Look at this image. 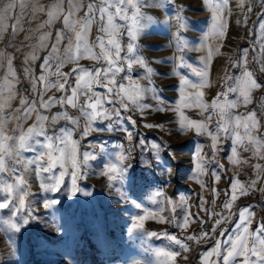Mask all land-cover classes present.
Segmentation results:
<instances>
[{
  "label": "rangeland",
  "instance_id": "rangeland-1",
  "mask_svg": "<svg viewBox=\"0 0 264 264\" xmlns=\"http://www.w3.org/2000/svg\"><path fill=\"white\" fill-rule=\"evenodd\" d=\"M74 2L80 7L72 19L81 21L88 4L98 7L102 0ZM10 4L14 7L8 8ZM217 4H223L217 13L224 25L222 35L212 32V9ZM56 5L61 11L50 17L49 12H54ZM136 10L139 31L133 43L152 74L139 79L147 73L136 64L130 75L140 87L151 89L140 101L148 107L141 110L129 105V110H125L115 97L113 103L105 101V108L120 112L119 120L115 115L112 120L97 119L93 130L82 137L86 120L78 107L66 103L41 107L42 100L60 101L71 95L79 74L74 69L106 66L103 60L97 63L87 57L65 63L60 68L68 78L65 89L44 90L41 76L53 85L57 79H64L50 74L56 72L54 60L47 71L44 61L63 56L69 39L75 44V33L64 23L69 0H0V83L7 81L12 85L11 96L7 89L0 95V103L4 104L0 121L4 122L6 134L18 136L21 129L26 131L36 122L37 112L49 117L45 122L49 135L72 129L69 120L51 122L53 115L67 113L79 121L73 132V139L78 141L77 160H82L84 152L95 155L87 168L81 169L84 174L77 180L75 195L71 193L70 175L59 190L44 191L40 186L43 177H37L35 165L29 168L24 187L30 195L25 198L24 207L17 213L16 200L0 209V264H205V257L206 264H224L222 255L230 247L226 241L234 237L241 222L239 213L245 208L252 213L249 232L264 238L259 233L264 227V147L257 154L255 145L245 140L233 157V137L221 133L214 154L208 133L197 134L187 126L182 130L180 115L206 123L209 131L215 133L219 117L214 110L209 107L202 113L198 107H181L178 112L176 107L181 102V77L190 84H199L201 78L192 69L204 70L205 86L185 87V98L192 100L202 93L200 99L209 106L216 99L222 104L225 94L229 100L239 99L240 105L230 111L234 115L255 112L259 127L252 135L264 145V0H138ZM110 11L115 13L116 8ZM132 11L128 9L129 16ZM114 23L125 25L119 16ZM100 24L97 12L88 30L89 45L97 36L107 40L99 30ZM61 35L63 39L57 45ZM117 39L124 49L123 56L129 42L127 32L122 29ZM93 52L99 54L100 48L94 47ZM180 58L187 67H176ZM123 67L117 86L128 84L124 78L127 65ZM244 70L261 85L251 90V102L246 105L238 93L229 91L232 78L242 76ZM177 71L180 75H176ZM93 89L101 95L106 93V88L93 85ZM22 99L26 101L24 105ZM84 99L80 96L78 103ZM29 105H35L36 111L24 120V110ZM209 115L212 118L207 120ZM43 142V137L33 136L29 141L33 151L22 152L23 160L36 159L44 151L37 145ZM121 154L126 157L121 165L125 175L120 182L112 181L110 187L101 173ZM16 167V175H20L24 170L20 165ZM59 171V166L53 170L56 174ZM0 179L13 182L9 173L0 174ZM233 182L243 185L246 194L240 188L234 192ZM6 195L0 192V201ZM45 202L54 203L45 208ZM29 211L33 218L17 231L13 225L21 223V217L27 218ZM217 243L223 245L222 255H209ZM165 252L174 255H158ZM242 260L237 257L235 264H242Z\"/></svg>",
  "mask_w": 264,
  "mask_h": 264
},
{
  "label": "snow or ice",
  "instance_id": "snow-or-ice-1",
  "mask_svg": "<svg viewBox=\"0 0 264 264\" xmlns=\"http://www.w3.org/2000/svg\"><path fill=\"white\" fill-rule=\"evenodd\" d=\"M14 7L13 4L8 5V8ZM80 5L76 4L74 0H69V11L64 16V23L67 28L75 33V44L73 45L72 39H69L68 48L65 49V54L63 56L56 55L48 60L44 61L45 70H49L50 64L54 60L56 62V72L51 73V75H56L57 77L63 76V82L57 79L56 83L53 85L47 82L46 76H41L39 79L45 81L44 90L46 91L50 87H57L58 89H65L68 78L66 74L60 72V68L63 67L65 63L72 62L76 63L82 57L91 58L99 63L101 60L104 61L105 65L99 68L87 69L79 68L74 69L78 71L76 76V86L71 89V95H67L61 98L60 101L50 99L48 101H41V107L44 109L50 108L53 104L61 103L70 105L73 108H79L81 116L86 120L84 130L82 132V137L87 136L90 131H92V124L97 119L100 120H112L113 115L119 120L120 112L115 110H109L104 107V102L113 103V98H116V102L120 106L129 110V105L134 106L135 109H143L148 107L140 103L146 92L151 91V89H146L140 87L138 81L134 79L130 73L133 70V65L140 64L146 70L147 76H142L139 79H146L152 74V69L147 67L144 60L138 55V50H136L133 41L137 38V33L139 31V13L136 10L138 8V0H102L100 5L97 7L95 4H88L87 12L85 17L81 21H74L72 17L75 12L79 10ZM115 7L116 12L110 11L111 8ZM223 4H217L215 8L212 9V32L222 33L224 28L220 17L217 13ZM133 9L131 16L128 15V9ZM250 10V9H249ZM61 11L59 5L54 6V12L50 11L49 16H53L55 13ZM99 13L100 19V32L104 33L108 38L105 40L104 36H97L96 41L89 45L87 35L89 26L95 21L96 13ZM116 16H119L121 20L125 21V25L114 23ZM106 18V24L104 23ZM179 19V18H178ZM131 21V23H128ZM78 25V30L77 26ZM124 29L129 37V42L126 46V54L121 56V52L124 50L117 39L121 30ZM261 30L264 31V24L261 25ZM45 37H41L44 40ZM63 36L57 37V45ZM100 48V53L96 54L93 52L94 47ZM180 45L178 44V47ZM57 51V46H53V52ZM211 58V53L209 54V59ZM181 62L176 65L179 67H187L183 64L182 58ZM127 65V75L124 77L128 84L125 85L120 83L117 86V77L124 71L123 65ZM192 71L200 76L201 82L199 84H190L189 81L181 77V102L177 104V111L179 112L181 107H198L201 112L207 111L209 107L214 110V113L218 115L219 122L216 127L215 133L209 131L208 126L204 122H196L188 120L186 117L181 115V129L183 130L185 126L194 128L197 134L208 133L211 137L212 144L211 147L214 151L217 150L218 137L221 133L225 137L232 136V155L236 156V151L238 146H242L244 141L247 140L253 145H255L257 154L261 147L264 145L252 135L253 130L259 127V121L256 117L255 112L245 113L243 115H234L230 110L236 108L240 105L241 101L239 99L229 100L225 94V100L221 104L219 99L212 102L211 106L202 102L200 97L202 93L197 94L192 100H187L184 94V88L191 87H204L205 81V71L197 70L193 68ZM264 71V68L261 69ZM176 75H180L177 71ZM234 83L233 86L229 87V91L232 93H238L239 97L243 98V103L249 104L251 102L250 92L252 89L259 88L261 85L255 81L252 77V73L244 70L242 76H237L232 78ZM93 85L106 88V93L101 95L93 89ZM7 89L9 96L12 93V85L5 81L0 83V95L3 94L4 90ZM83 96L84 102L79 104V97ZM127 101V103L125 102ZM26 101L21 100V105H24ZM3 103H0V112L3 111ZM163 111V108L159 109ZM36 111L35 105H29L24 110V115L22 119L26 120L28 117ZM212 118L211 115L206 117L207 120ZM59 119L69 120L73 124L72 129H60L53 135H49L46 130V121H49V117L43 115L39 112L36 114V122L29 127L26 131L20 130L18 136H12L6 134V128L3 121H0V174L9 173L13 176V182H8L6 179H0V192L6 193L4 200L0 201V209L8 208L14 201L18 200L19 208H17V213L25 205V198L30 195L27 188L24 186L27 184L26 173L32 165H35V172L37 177H43L41 180V188L44 191L55 192L60 189L61 185L64 183V178L66 176H71L72 187L71 193L75 195L78 191L77 180L81 178L84 174L81 169L87 168L89 161L95 159L94 153L84 152L82 154V160H77L78 155V141L73 139V132L75 128L79 127V121L67 113H57L51 117V122L55 123ZM145 127H152V125H145ZM243 129V131H240ZM43 137L44 142L39 143L37 146L44 151L38 153L36 159L24 161L21 156L22 152H30L32 150V145L29 141L32 137ZM129 139H131V133H129ZM126 157L121 154L118 157V161L106 166L105 170L102 171L101 175L106 176L110 182L111 187L112 181H122L125 175V168L121 165L123 164ZM20 165L24 170L20 175H16L17 167ZM59 166L60 171L58 174L54 173L53 170ZM69 167L71 171H69ZM202 167V158L197 161V169L200 170ZM259 169L260 165H256ZM44 174H47L44 176ZM219 179V177H217ZM256 181L252 182L254 186ZM232 189H241L242 194H246L243 190V185L238 182H233L231 185ZM237 197L233 194L232 199L235 200ZM54 202H45L44 207L48 208L53 205ZM229 205H225L228 207ZM240 223L236 226V231L234 237L229 238L226 244L230 245L227 249V254L222 255L221 248L223 245L217 243L216 248L213 249L212 253L209 255H217L223 258L224 264H235L237 257H243L242 264H264V238L258 236L256 233H250L248 225L252 220L251 210L245 208L239 213ZM32 214L29 211L27 218L21 217V223L13 225V227L19 231L21 227L27 225L29 220L32 219ZM141 219H143L141 217ZM187 217L185 220L187 221ZM219 222V221H218ZM135 227V225H134ZM259 233L264 234V227L259 229ZM249 237H251L249 242ZM169 239H175L174 237H169ZM193 239V237H189ZM179 243V241H177ZM182 247H184L182 245ZM185 250L187 248L185 247ZM158 255H165L169 258L173 257V253H158ZM207 257H205V264ZM138 264V262H137Z\"/></svg>",
  "mask_w": 264,
  "mask_h": 264
}]
</instances>
